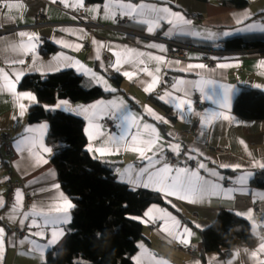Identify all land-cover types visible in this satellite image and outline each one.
<instances>
[{
    "label": "crops",
    "instance_id": "obj_1",
    "mask_svg": "<svg viewBox=\"0 0 264 264\" xmlns=\"http://www.w3.org/2000/svg\"><path fill=\"white\" fill-rule=\"evenodd\" d=\"M224 1L143 0L148 5L168 7L171 11L178 12L186 20L191 21L190 25L183 26L184 32L189 34L173 31L170 37L163 35V32L170 27L167 24H163L155 34L147 32V25H141L129 19L120 27L136 34L122 33L110 28L115 25V21L120 16L117 14L113 19L111 9L105 13L106 0H83L82 7H77L78 0H63V2L61 0H8V3L18 2L19 7L11 9L1 7L0 9V38H3L0 39V68L10 71L8 61L18 58V53L13 46L18 49L21 43H27L26 39L19 37L20 31L38 37L35 43L39 62L48 65L54 56L68 57V61L59 62V71L72 70L82 78L84 88L99 87L108 95L88 103H74L67 99H60L55 104L44 105V108L71 113L83 118L86 137L85 150L110 168L118 183L132 191L145 190L157 194L166 203V205L152 203L142 215L133 217L143 227L142 238L137 243L138 250L133 255L134 264H137V261L141 264H264V231L260 232V228L264 230V188L252 183L257 172L264 171V168L253 166L264 163V120H248L232 112L233 101L241 88L250 87L264 93V48L226 50L222 44L226 39L235 37L247 41H264L262 32L239 31L250 24H255L257 28H264V23H262L264 22V0L253 2L243 0L245 5L241 7L225 5ZM132 2L140 3L141 0H132ZM41 8L45 10L47 25L36 26V15ZM77 10L84 11L100 26L88 30L75 25L76 19L72 12ZM245 14H247V19H245ZM189 15H196L198 18H190ZM193 32L198 35H191L190 33ZM225 32L229 35L224 36ZM142 35L160 36L181 43L198 44L202 47H219L227 53L216 57L213 65L204 63L202 54L197 51H190L186 59L177 60L167 56L166 45V52L147 48L148 43H162ZM127 40L133 42L134 45H130ZM56 41H65L71 47H62ZM47 42L56 49L50 55L44 56L40 50ZM126 48L136 49L138 52H144L145 55L137 58L135 66L124 64L118 72L112 67L116 60L113 53L123 52ZM252 50L253 52H248ZM103 51L111 56L110 64L102 59ZM149 53L162 56L165 63L158 64L150 60ZM97 56L100 59H97ZM140 59L144 61V64L138 63ZM25 60L24 66L16 67H23L27 70L32 63L31 55ZM68 62L77 63L71 67H65L64 65ZM198 63L204 64L205 68L178 70L187 68L188 64ZM81 65L83 68H80ZM158 66L161 69L158 75L162 82L150 92H145L144 89L151 83L152 77L140 69L147 67L155 74ZM85 68L89 70L87 74L83 71ZM59 71H49L44 74L34 70L27 71L22 79L31 74L48 75ZM125 71L130 72L131 76L125 77L123 75ZM94 76H101L107 85L116 91H105ZM177 78L190 81L192 84L201 79L213 81L202 85L203 95L188 84L181 85L188 92L186 97L183 93H173L177 97L186 98L192 102L191 112L188 111L187 104L182 110H177L174 107L175 101L164 103L158 99L166 91L172 92L171 85ZM19 83L16 85L14 94L4 90L0 84V135L7 133L12 136L8 156L0 146V200L4 202V206L0 208V227L6 230L5 242L0 248V264H40L49 252L58 249L61 245L71 223L72 209L67 213L68 223L61 228L63 235L51 246H47V243L51 239L52 229L48 227L30 228L33 218L31 216L25 220L22 227L20 220L24 218L23 214L31 212L33 205L36 206L37 212L49 211L57 206L63 207L64 201L59 198L60 193H63L70 203L72 201L58 182L56 170L51 163L53 150L46 141L49 125L47 122H27L28 109L36 105L37 100L35 102L19 100L17 97L20 93L27 92L35 96L31 91L21 90ZM150 96L167 107L168 112L155 107L149 100ZM195 96L198 97L197 103L194 101ZM110 100L124 103V107L118 111L113 110L115 115L112 119L100 115L94 117L92 112L76 114L75 111H65L62 107H56L61 101H67L69 106L75 109L80 106L87 107L97 101ZM20 104L26 106V112L22 117L19 115ZM145 108L151 109L156 116L163 118L167 123L163 120L157 121L151 115L145 114ZM129 112L141 118V125L147 123L156 128L160 137L158 143L164 150H170L172 146L179 145L180 152H184L186 157L193 156V159L187 158L193 161V165L173 166L186 165L189 169L196 170L198 164L202 162L208 169L218 171L224 177L223 180L218 181L216 178L209 177L203 169L200 170V175L219 183V189L205 194L194 202H189L191 198L180 199L174 195L166 196L151 188L134 187L133 184L127 182L129 177L134 178L135 171L146 163L140 159L138 152L131 150V135L136 132V128L130 129L128 123L123 120ZM223 116H228L229 119L225 120ZM104 120L111 121L114 128L109 130L103 127ZM41 125L47 127L42 130ZM26 128H32L35 131L28 133L24 131ZM126 130L128 135L124 141H121L120 137L125 134ZM89 132L93 135L102 132L103 135L99 139L90 141ZM141 132L143 138L148 137L146 130L141 129ZM25 137L28 138L25 143L17 147L18 141ZM33 141L43 142L45 147L51 149V152L45 154L33 149V155H30L27 149ZM90 146L93 149L106 148L112 151L110 154L101 156L95 151H88ZM193 149L195 151H192ZM161 154L163 155V152ZM34 155H43L48 163L37 165L33 158ZM146 155L150 156L152 153L148 152ZM222 164L240 165L241 167L240 169L222 168L220 167ZM117 169L121 173L129 169L128 175H118ZM240 177L246 179L239 181ZM225 180L229 184L225 185L223 183ZM14 182H20V186H13ZM56 185H59V188H56ZM17 190L22 193L23 197L19 215L12 211ZM221 210L232 211L246 220L257 242L252 247L243 243L234 245L228 258H221L217 252L202 255L200 253L201 232L215 221ZM35 219L40 223L39 216H35ZM37 231H43L44 236L41 238L30 234ZM25 236L31 243L20 244V239ZM186 249H191V253Z\"/></svg>",
    "mask_w": 264,
    "mask_h": 264
},
{
    "label": "trees",
    "instance_id": "obj_2",
    "mask_svg": "<svg viewBox=\"0 0 264 264\" xmlns=\"http://www.w3.org/2000/svg\"><path fill=\"white\" fill-rule=\"evenodd\" d=\"M224 4L241 7L245 2L225 0ZM222 44L226 50L264 48V41L240 37L226 39ZM55 49L47 42L40 51L48 56ZM19 88L36 96L37 104L28 109L27 122L48 123L46 141L53 150L51 163L58 182L74 205L61 245L40 264H134L133 255L138 250L143 227L133 217L142 215L152 203H166L157 194L132 191L118 183L112 170L85 150L83 118L44 108L60 99L88 103L108 94L99 87L84 88L82 78L68 69L48 75H27ZM149 100L168 112L156 98L150 96ZM232 112L248 120H264V93L241 88L233 101ZM252 183L264 188V171L257 172ZM256 242L246 220L232 211L221 210L215 221L201 232L200 253L217 252L221 258H228L234 245L243 243L252 247Z\"/></svg>",
    "mask_w": 264,
    "mask_h": 264
},
{
    "label": "snow or ice",
    "instance_id": "obj_3",
    "mask_svg": "<svg viewBox=\"0 0 264 264\" xmlns=\"http://www.w3.org/2000/svg\"><path fill=\"white\" fill-rule=\"evenodd\" d=\"M63 2V0H61ZM83 6V0H78L77 7ZM0 7H7L9 9L13 7H19V3H8V0H0ZM113 12V19L118 14L121 18L127 17L131 21H135L141 25H147V32L149 34H155L157 30L161 29L163 24H167L170 27L163 32V35L166 37H170L173 31H176L180 34H189L184 32L185 25H190L191 21L186 20L183 15L178 12L171 11L168 7H157L155 4L148 5L141 0L140 3H133L132 0H106L104 4V11L107 13L109 10ZM99 11V9H97ZM247 14H245V19H247ZM243 21H241L242 23ZM264 23V22H262ZM242 32H253L259 31L264 33V28H257L255 24H250L247 27L239 29ZM193 36L198 35V33L193 32L190 33ZM19 37L22 39H26L27 43H21L18 49L14 47V50L18 53V58L12 59L8 61V68L11 69L7 71L5 68H0V84H2V88L9 93L16 92V85L20 82L22 77L27 74V71H39L41 74L49 71H59L60 65L59 62L61 60L68 61V57L66 56H54L53 60L50 64L45 65L43 62H39V57L36 55V43L38 41V37L27 33L25 31H20L18 33ZM224 36L229 35V33L225 32ZM3 39V38H0ZM62 47H71L65 41H56ZM147 48L156 49L159 52H166V47L163 44L157 43H148L146 45ZM31 55L32 63L28 66L27 70L23 67L17 68L16 66H24L26 64L25 58ZM116 56L115 63L112 65L116 71H120L121 67L124 64H130L135 66L137 64V58L143 57L145 55L144 52H138L136 49L126 48L123 52L113 53ZM150 60L156 61L158 64L165 63V60L162 56L148 54ZM97 59H100L97 56ZM77 62H68L65 64V67H71ZM139 64H144V61L140 59L138 61ZM177 64L179 62H176ZM223 65H221L222 67ZM80 68H83L81 65ZM192 68L204 69L205 65L202 63L198 64H188L187 68L178 69L180 71H187ZM78 70H80L78 68ZM145 72L147 75L152 77L151 83L144 89L145 92H150L153 90L158 84H160L161 77L158 75L161 71L160 67H156L155 74L150 71L147 67L140 69ZM84 73L87 74L89 72L88 69H83ZM125 77H130L131 73L128 71L123 72ZM94 79L104 87L105 91L115 92L114 88H111L107 85V82L101 76H94ZM213 81L211 79H201L192 84L190 81H186L180 78H177L175 82L171 85L172 92L166 91L164 95L159 96L158 99L163 101L164 103H172L175 101L174 107L177 110H182L185 104L188 105V111H192V102L189 99L181 98L173 95V93H183V96L186 97L188 92L186 89L182 88L181 85L188 84L191 87H195L201 95H203V87L202 85L210 84ZM19 100H27L29 102H35L36 97L31 93H20L17 97ZM57 108H64L65 111H75L76 114H87L89 112L93 113V116L100 115L101 117H108L112 119L115 115V111H118L121 107H124L123 101L117 102L116 100L110 101H97L95 104L89 105L87 107L80 106L75 109H72L67 101H61L57 106ZM115 110V111H113ZM145 114L151 115L157 121L163 120V118L156 116L155 113L151 111V109L145 108ZM26 112V106L24 104L19 105V115L22 117ZM197 115H199L197 113ZM222 115V114H219ZM140 117L134 115L129 112L127 116L123 117V120L128 123L129 128H136V132L131 135V150L138 152L140 159L146 161L143 167H140L135 171L134 178L129 177L127 182L134 185V187H144L151 188L154 191L161 192L164 195H174L177 198L189 199V202H194V200L204 196L209 192H215L219 189V183H215L212 180L206 179L204 176L200 175V170L203 169L209 177L216 178V180H223L224 177L219 174L216 170H210L204 163H199L198 168L196 170L189 169L186 165L183 167L173 166L165 162L164 156L161 154L164 149L158 143L160 137L157 133V130L154 126L144 123L141 125ZM223 119L228 120V116H223ZM163 122L167 123L166 120ZM203 124V121H202ZM119 126V125H117ZM41 129L46 128V125H41ZM98 127V126H96ZM141 129L146 130L148 132V137L143 138ZM25 132H33L35 131L32 128L24 129ZM86 131H89L86 129ZM103 135L102 132H97L95 135L92 132H89V140L92 141L94 139H99V137ZM128 135L127 130L125 134L120 137L121 141L125 140V137ZM28 138L18 141L17 147L20 144H24ZM33 149H36L40 153H50L51 149L45 147L43 142L37 143L33 141L29 148L30 155H33ZM172 152H174L177 156L180 154V146L175 145L170 148ZM24 151V149H21ZM88 151H95L99 155L103 156L105 154H110L111 149L106 148H97L93 149L91 146L88 148ZM192 151H195L193 149ZM151 152L152 155H146V153ZM34 160L37 165L46 164L48 160L44 158L43 155H34ZM188 159H193V156L189 155ZM254 167L258 166L264 168V163H258L253 165ZM222 168H232V169H240V165H228L222 164L220 165ZM118 175H128L129 169H125L123 173L120 172L119 169L116 170ZM245 177H240L239 181H244ZM59 188V185L55 186ZM61 200L64 201L63 207L57 206L55 208L50 209L49 211H36V206L33 205L32 211L23 214V219L20 220V224L23 227L25 220H27L30 216L33 217L31 220L30 228L37 227H48L51 228V239L48 241L47 246H51L54 244L57 239L63 235V231L61 228L64 224L68 223L69 217L67 215L68 211L74 207L72 203H70L63 195L60 193ZM22 193L17 190L15 193V204L13 206L12 211L19 215L20 208L22 206ZM4 206V202L0 200V208ZM151 211V210H150ZM35 216H39L41 218L40 223L37 222ZM5 229L0 227V248L3 247L5 242ZM66 231V230H65ZM187 231L185 230V233ZM36 237H43V231H37L30 233ZM171 234V233H169ZM20 244L31 243L27 236L20 239ZM42 255V253H41ZM137 264H141L140 261H137Z\"/></svg>",
    "mask_w": 264,
    "mask_h": 264
},
{
    "label": "built area",
    "instance_id": "obj_4",
    "mask_svg": "<svg viewBox=\"0 0 264 264\" xmlns=\"http://www.w3.org/2000/svg\"><path fill=\"white\" fill-rule=\"evenodd\" d=\"M248 1H258V0H248ZM1 9V7H0ZM73 16L75 17L76 21L74 22L75 25L77 26H81L84 27L85 29L91 30L93 28L99 27L100 25H98L97 23H95L92 19H90L82 10H77L72 12ZM190 18L193 19H197L198 16L196 15H189ZM45 10L44 8H41L38 10L37 15H36V26H41V25H47L45 22ZM128 18L124 17V18H119L115 21V25L110 27L116 31L122 32V33H128V34H136L134 32L131 31H127L124 30L120 27L121 24L123 23H127ZM139 35V34H137ZM141 36V35H139ZM150 40L156 41V42H160L164 45L167 46L168 50H167V56L170 58H174L177 60H184L187 58V55L190 51H197L199 53L202 54V61L204 63H206L207 65H213L215 58L221 55H224L225 53H227V51H225L223 48H219V47H202V46H197V45H191V44H186V43H181L169 38H165V37H160V36H144ZM127 42L130 45H134L133 42H131L130 40H127ZM248 52H253L252 51H248ZM102 59L110 64L112 62L111 56L109 55L108 52L103 51L102 52ZM194 101L197 103L198 101V97L195 96L194 97ZM102 126L112 130L114 128L113 123L109 120H104L102 122ZM12 140V136L10 134L4 133L2 135H0V146L2 147L4 153L8 156L10 154V142ZM209 149V147H208ZM163 156L165 158V162L170 164V165H181V164H191L193 165V161H190L187 159L186 155L184 152H180V154L177 156L174 152L165 149L163 151ZM223 183L229 184V182L227 180L223 181ZM10 187V185H8ZM13 186H20V182H14ZM254 209L256 210L257 207L255 206ZM264 230L262 228H260V232H263ZM187 252L191 253V249H186Z\"/></svg>",
    "mask_w": 264,
    "mask_h": 264
}]
</instances>
